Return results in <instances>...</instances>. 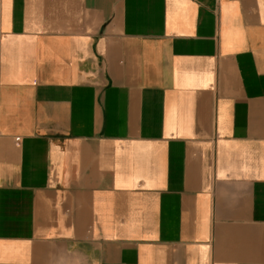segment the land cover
Listing matches in <instances>:
<instances>
[{
	"label": "crops",
	"instance_id": "0c3cea01",
	"mask_svg": "<svg viewBox=\"0 0 264 264\" xmlns=\"http://www.w3.org/2000/svg\"><path fill=\"white\" fill-rule=\"evenodd\" d=\"M0 264H264V0H0Z\"/></svg>",
	"mask_w": 264,
	"mask_h": 264
},
{
	"label": "built area",
	"instance_id": "2783aa9c",
	"mask_svg": "<svg viewBox=\"0 0 264 264\" xmlns=\"http://www.w3.org/2000/svg\"><path fill=\"white\" fill-rule=\"evenodd\" d=\"M18 141V140H17Z\"/></svg>",
	"mask_w": 264,
	"mask_h": 264
}]
</instances>
